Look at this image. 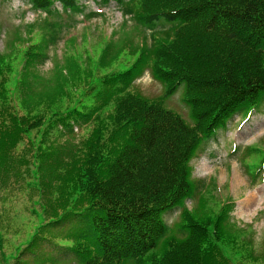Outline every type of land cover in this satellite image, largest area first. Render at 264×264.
Masks as SVG:
<instances>
[{
  "label": "trees",
  "instance_id": "16d2710c",
  "mask_svg": "<svg viewBox=\"0 0 264 264\" xmlns=\"http://www.w3.org/2000/svg\"><path fill=\"white\" fill-rule=\"evenodd\" d=\"M29 1L49 17L60 15L55 1L64 13L84 10L78 0ZM99 2H114L147 32L148 42L135 47L108 42L101 66L117 59L124 47L136 58L125 69L102 75L67 60L68 72H60L51 90H44L49 101L66 83H81L63 108L34 115L8 108L0 53V162L15 158L13 149L25 143L23 152L31 159L18 156L19 165L32 178L28 185L40 208L34 210L40 223L14 253L4 251L0 238V264L10 259L12 264H60L70 258L77 264H234L224 245L243 247L246 257L255 258L246 248L251 241L238 239L242 229L230 221L232 203L214 215L204 210V197L198 196L192 211L184 204L195 193L191 160L202 143L234 115L264 105V0ZM98 15L89 12L85 18ZM45 23L43 42L27 51V73L59 36L56 20ZM145 70L164 84L162 95L148 98L132 90ZM22 85L29 89L24 77ZM180 86L191 123L165 106ZM33 97L30 90L23 97L30 109L38 104ZM75 126L90 127L89 133L71 141ZM256 163L248 168L253 179L264 169V156ZM173 208L180 213L171 227L163 215Z\"/></svg>",
  "mask_w": 264,
  "mask_h": 264
},
{
  "label": "rangeland",
  "instance_id": "374dc122",
  "mask_svg": "<svg viewBox=\"0 0 264 264\" xmlns=\"http://www.w3.org/2000/svg\"><path fill=\"white\" fill-rule=\"evenodd\" d=\"M78 2L84 6L83 14L71 15L59 11L58 16L43 18L39 15L32 16V13H36L30 8L28 0H0V53L6 78L5 105L18 115L49 113L72 102L80 90L81 83H66L62 93L49 101L44 97V90H51L57 83L56 78L60 72H68L67 60H75L79 68H86L93 75H102L125 69L136 58L130 48L124 47L117 59L101 66L98 60L108 42L118 45L122 40L124 44L134 47L144 41L148 42L147 32L137 26L130 17H124L114 2ZM54 7L61 10L57 2ZM89 12L101 13L86 19L85 14ZM45 20H56L60 24L59 36L45 49L47 57L37 62L27 73V51L32 46L40 45L46 37ZM23 77L25 86L29 89L22 85ZM27 90L34 93L33 99L38 103L32 109L23 101ZM132 90L145 97L154 98L162 95L165 87L146 70L133 81ZM2 106L3 104H0V108ZM165 106L191 123L189 108L182 99V86L166 99ZM89 130L90 127L81 131L77 127L75 131L73 127L74 138H71V141L84 138ZM31 134L39 137L40 131L31 130ZM65 137L59 138V143ZM24 146L25 143L20 142L13 149L12 156L15 158L7 159L4 164L0 162V238L6 253H14L17 246L25 244L40 223V217L34 213V210L40 212L39 197L32 186L28 185L31 176L24 175V167L19 165L21 159L18 156L23 155L27 160L31 159L28 151L23 152ZM251 147L255 150H248ZM263 156L264 105L250 114L234 115L225 128L219 129L215 136L202 144L191 160L192 178L197 182V186L193 196L186 199L184 205L190 211L194 210L198 205L197 198L201 196L205 198L204 210L214 215L223 204L232 203L230 221L242 229V232L236 235L238 239L246 236L251 241L246 248L253 250L255 258L246 257L247 250L243 247L223 246L234 264H264V169L254 179L248 169L250 163L257 164ZM247 195L251 199V206L242 209ZM179 213V208H173L165 212L163 218L172 227L178 221ZM13 261L10 259L8 264ZM127 262L126 264H130ZM60 264L77 262L70 258L66 262L62 260Z\"/></svg>",
  "mask_w": 264,
  "mask_h": 264
},
{
  "label": "bare ground",
  "instance_id": "6f19581e",
  "mask_svg": "<svg viewBox=\"0 0 264 264\" xmlns=\"http://www.w3.org/2000/svg\"><path fill=\"white\" fill-rule=\"evenodd\" d=\"M243 203V202H242ZM251 206V199L249 198V195H247L244 205L241 206V208H250Z\"/></svg>",
  "mask_w": 264,
  "mask_h": 264
}]
</instances>
